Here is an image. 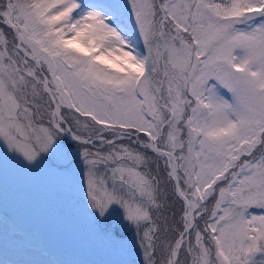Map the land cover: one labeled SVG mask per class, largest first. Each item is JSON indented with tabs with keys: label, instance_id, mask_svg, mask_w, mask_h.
Instances as JSON below:
<instances>
[{
	"label": "snow or ice",
	"instance_id": "obj_1",
	"mask_svg": "<svg viewBox=\"0 0 264 264\" xmlns=\"http://www.w3.org/2000/svg\"><path fill=\"white\" fill-rule=\"evenodd\" d=\"M0 264H264V0H0Z\"/></svg>",
	"mask_w": 264,
	"mask_h": 264
}]
</instances>
